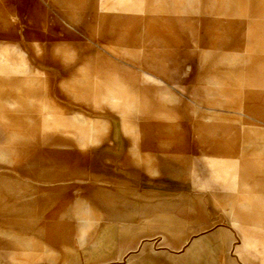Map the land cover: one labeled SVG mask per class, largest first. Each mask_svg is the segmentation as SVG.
Returning a JSON list of instances; mask_svg holds the SVG:
<instances>
[{"label": "rangeland", "instance_id": "1", "mask_svg": "<svg viewBox=\"0 0 264 264\" xmlns=\"http://www.w3.org/2000/svg\"><path fill=\"white\" fill-rule=\"evenodd\" d=\"M96 186L111 207L79 195ZM62 187H78L67 245L41 215L12 225L30 248L0 224V264H187L195 241L202 264H224L220 240L240 245L228 210L254 205L243 251L264 264V0H0V198L52 215ZM192 218L209 229L185 249L151 238L125 255L147 220ZM176 230L180 247L191 230Z\"/></svg>", "mask_w": 264, "mask_h": 264}, {"label": "crops", "instance_id": "2", "mask_svg": "<svg viewBox=\"0 0 264 264\" xmlns=\"http://www.w3.org/2000/svg\"><path fill=\"white\" fill-rule=\"evenodd\" d=\"M135 176L140 177V176H137L136 174H135ZM99 180L100 179L97 178V182ZM139 180L144 182V183L153 184V185H161V183H162V182L151 183V182H148V180L146 181V180L141 179V178H139ZM210 185L212 187H214L215 189L220 190V185L216 181L211 182ZM49 191L54 193V195H55L56 191H64L65 192V194L63 196L64 199H66L65 207L61 213H53L52 215H51V213L49 214V212H45V213H34L33 212L31 214H29L28 212L21 213V214L12 213L9 211V205L5 206L4 204H2V203H4V200H5V193L6 192L11 193L12 191L7 190L6 192H3L4 194L0 198V203L3 206V208H5L6 212H4L5 218H2L0 216L1 217L0 224L5 225V226H7L8 224L11 225L10 230H8L7 227H5V229H3V230H5L6 234L9 232H10V234H14V240H17L19 243L18 245H21V247L30 248L32 246L31 240L24 237L23 235L17 234L16 232H18V231L12 225H14V224H20L21 225V223L24 222L23 218L30 217L34 220L38 219V218L40 219V215L42 216V219H45V220H43V222L46 225V228L49 231V234H51L50 239H54V240L59 239L62 241V243L64 245H67L65 242H68V240H69V233H70L69 229L72 230V228H73L71 226L72 223L70 222V219H69L71 217V211H72L71 210L72 208L70 207L69 202L71 201L73 196L77 197L78 187H62V188H57V189H50ZM106 191H107V188H104V187L101 188L99 186H96L95 193H91L87 187H81V190H79V195H82V194L84 195V193L86 194L87 192H89L92 199L95 200L96 202H98L101 206H104V207L110 206L111 207V205H108L109 204L108 203L109 198L107 197V195H105ZM230 197L232 198L231 201L235 200L232 196H230ZM35 201H37V199ZM254 208H255V205L252 206L251 208H249L250 209L249 211L246 208L245 214H243V211L238 210L237 208L228 210V217H229V221H230V228H229L230 232H231L234 240L236 238L239 241L240 245L238 247H236L234 245V242H232L233 239L229 238L227 235H225L220 240V242L218 244V250L222 249L223 247H227V246H230L232 248V255L229 256L227 259H225L224 264H258L257 260L251 258L248 253L243 251V245L245 243V236L247 235V232L251 231V230H248V229H246L240 225L243 221H247L248 223L252 221L254 214H255ZM108 216L110 218L109 221L107 223H105L104 225H100V227H99V229L101 228L99 231H101L103 233L99 238L100 245H101L100 249L102 251L104 250L106 253H108V255H113L114 241L115 240L113 239L112 231L117 230V228L113 225V224H115L114 223L115 221H112V220H116V217H114L112 215H108ZM78 218L81 219L80 215L78 216ZM194 218H192L191 221L147 220L145 222V224L148 225V229L142 231V234H144L143 239H141L137 243L133 244L134 241L132 240V238H130L131 240L130 241L128 240V244H129L128 246L130 248H128L125 255L128 256L131 254L132 251H137V250L143 251V252H148L147 246H148V243H149L151 238H155L154 242H157L156 246L159 245V247L161 249H170V250H176L179 248L185 249L192 242L193 238L196 237L197 233L207 231L209 229V226L204 227L205 225L203 223L202 218H198V219H194ZM29 220L30 219H28V221H26V224H31L34 221V220H30V221ZM58 222H60V223H58ZM73 224H74V222H73ZM99 224L97 225V227L99 226ZM181 226L189 227L191 230V233H190V237L186 240V242L184 244H182L180 247H178L179 241L183 237L184 233L179 232L176 229L178 227H181ZM126 228L127 227H125V229ZM97 230H98V228H97ZM120 230L121 229H119L117 231L121 232ZM151 234H153V235H151ZM172 236L174 237L172 240V243L168 244L166 241L167 239H165V237H172ZM118 238H120V234H119ZM133 239H135L134 236H133ZM81 240H84V239H81ZM1 241L3 244H0V249L3 248L7 244L4 242V240H1ZM117 241H120L121 244H123V245L126 243V240L125 241H124V239L122 240V237L120 238V240L117 239ZM159 241H162V242L159 243ZM200 244H201L200 241L194 242L195 252L191 250L185 256V257L189 256V260L186 261L187 264H202V263H204V260L202 257V255H203L202 250L197 248V246ZM233 245H234V247H233ZM217 256L219 257L221 255L217 254ZM122 259H124V258H122Z\"/></svg>", "mask_w": 264, "mask_h": 264}]
</instances>
